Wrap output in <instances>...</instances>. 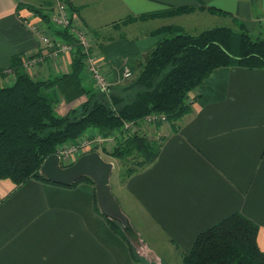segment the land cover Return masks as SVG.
Instances as JSON below:
<instances>
[{"label": "crops", "instance_id": "1", "mask_svg": "<svg viewBox=\"0 0 264 264\" xmlns=\"http://www.w3.org/2000/svg\"><path fill=\"white\" fill-rule=\"evenodd\" d=\"M59 1L0 0V71L15 56H48L50 46L29 25L49 31L48 20L35 10L49 12L46 7L54 9ZM64 1L113 79L124 77L136 59L145 61L167 34L151 33L158 27L149 21L127 25L122 20L128 17L192 6L188 24L209 21L213 26L223 17L215 8L233 26L240 23L250 34L264 32V0ZM180 18L176 22L183 24ZM122 29L132 34H112ZM60 55L26 72L55 80L45 92L56 113L64 114L95 87L85 67L79 82L71 75L76 54ZM14 78L6 75L3 82ZM186 101L190 110L176 120L156 126L139 120L131 126L163 140L152 162L124 175L120 197L112 194L121 213L124 208L128 212L129 220L124 214V220L112 217L125 226L123 234L96 211V190L88 182L62 185L30 178L16 184L0 178V264H141L131 255L134 241L149 264H176V256H184L201 231L233 212L258 225L257 243L264 251V68H215L187 93Z\"/></svg>", "mask_w": 264, "mask_h": 264}, {"label": "trees", "instance_id": "2", "mask_svg": "<svg viewBox=\"0 0 264 264\" xmlns=\"http://www.w3.org/2000/svg\"><path fill=\"white\" fill-rule=\"evenodd\" d=\"M188 8L192 6H170L137 17H156ZM35 11L49 19L41 9ZM240 26L239 33L226 26H213L198 33H187L178 28L172 31L170 26L151 30V33L167 31V34L149 51L134 79L128 83L136 86L131 100L122 102L119 97L118 100V93L109 91V87L110 103L106 104L96 97L98 90L93 88L85 91V99L64 114L56 113L45 92L55 80L31 77L23 68L21 58L13 57L6 69H12L15 78L10 83L0 84V178H10L16 184L30 178L49 181L40 172L44 159L64 141L92 127L99 128L104 136L114 135L113 151L109 152L113 157L128 156L135 150L143 159L140 167L152 162L161 142H150L138 131L123 129L124 122L136 123L151 113L165 114L170 121L178 119L191 108L186 101L187 93L215 68L234 65L264 68V37L253 38ZM54 33L73 45L76 55L72 59L71 75L79 82L80 71L87 68L84 47L67 27ZM43 56L45 61L47 56ZM5 75L4 70L0 71V77ZM92 82L95 84L93 79ZM119 102L122 105L112 108ZM80 181L95 188L94 181L87 176L70 185ZM94 203L96 211L105 217L110 227L123 234L125 226L99 208L95 191ZM257 231L255 222L240 212H233L195 237L182 264H264V251L258 246ZM129 246L132 258L138 261Z\"/></svg>", "mask_w": 264, "mask_h": 264}, {"label": "rangeland", "instance_id": "3", "mask_svg": "<svg viewBox=\"0 0 264 264\" xmlns=\"http://www.w3.org/2000/svg\"><path fill=\"white\" fill-rule=\"evenodd\" d=\"M59 2L65 3L67 5L70 13L73 14L71 12L72 9L69 7L68 2H66L64 0L63 1H59ZM199 7H201V6H199ZM194 8L195 7H192L190 9L188 8L186 10H180V11H177V12H167V13H164V14L161 13V14H159L156 17H149V18H143V19H139L137 16H136L137 18L136 17H133V18L132 17H128V18H126V20L124 19L123 22L127 23V25H128L129 23L139 22L138 20L149 21L150 23L153 22L152 26L158 27V29L162 28V27H165V26L166 27L170 26L172 31L174 30L173 28H178L179 31L181 30V31L187 32V33H198L200 31H203L204 29H207V28H210V27H213V26H226V27H229L230 29H232L235 33H239L241 31L240 23H237V26L236 25L233 26V24L235 22L231 23V19L229 17L225 16L226 15V14H224L225 12H221V11L217 12V13L221 12L223 14V17L220 20L219 25L218 24H213V26H211L212 24H210L209 21H207V23H203V24H199V25H194L196 23H193V22L190 21V24H188L187 23L188 17L193 14L192 10ZM47 9H50V7H47ZM211 11L214 12L213 10H211ZM48 13H49L48 11L46 13L43 12L44 15L49 17ZM184 17H186L185 20H183ZM179 18L181 19L183 24L176 22V20H178ZM48 22L49 23H48V27L47 28H49L51 31H45L44 33H48V35H50V37L54 38V40L52 41V44L50 45V50L47 52L48 56L49 57L51 56V57H54V58H58L59 56H61L60 54L64 55V54L69 53V52L75 53V49H74L73 45H71L70 43H68L64 39L62 40L61 38H59V37L57 38L55 36L54 31L55 30H60L62 27L60 25H54L53 22L50 21V19H48ZM81 24H82V22H80V20H78V16L75 17L73 15L71 24H69V26H67V28H69V31L71 32L73 37H74L73 34H75L77 36V38H78V36H82V33H83L82 29L78 28L79 26H84V25H81ZM29 26L34 31V33L36 34V36L39 39V35L33 29V25L32 26L29 25ZM36 27L39 28V26H36ZM72 27H73V29L75 28L74 31H73ZM39 29L41 31L45 30V29H41V28H39ZM244 30L247 31L245 28H244ZM105 31H107V30H105ZM192 31H197V32H192ZM97 32L98 31H95L96 34H97ZM162 32H167V31H162ZM127 33L128 34H132V31L128 30V29H122V30H120V32H115V33L113 32L112 34L121 35L122 36L123 34H127ZM251 36L253 38H256L257 36L264 37V32H263V34L262 33H260V34L252 33ZM75 40H77V39L75 38ZM83 40L87 44V46L89 48V51L92 52V54H94L95 57L99 58L100 62H99L98 66L100 68L101 74H103V77L104 78L106 77L104 79L105 80L104 84L108 85L110 87V90L109 89L108 90L113 92V93H115V94L118 93L117 99L119 100V98H121L122 102H126V101L131 100L133 98L134 94H135L136 86L134 87L133 86L134 84L132 86H129L131 84H128V83L130 82V80L134 79L133 73H135V72H133V71L136 70V68L139 71L140 64L144 63L145 61H142V63H141V61L139 59H136V61H134V64H133L132 67H130L127 64H125V65H127L125 70L129 71V75L128 76L124 75V77H120V79L117 78V77H114V79H113V77L110 76L108 71H106L107 74H108V75H106L105 70H104V68L106 69V67L103 64V62L100 59V57L97 56L99 54L98 51L92 49V47H91V45L89 43V40L87 39L86 36H83ZM61 43H65L67 45H63ZM89 45H90V47H89ZM63 46H65V47L63 48ZM55 48H57V50H55ZM60 48H61V50H60ZM53 53H55V54H53ZM24 57H27V56H24ZM24 57H22V58H24ZM84 57H85V52H84L83 58ZM43 58H45V57H43ZM43 64H40L38 67L42 68ZM85 66H87V65L85 64ZM86 71L88 73H90L88 68H86ZM4 72L7 75H9L10 78L12 76L15 77V73L10 68L5 70ZM135 74H137V73H135ZM5 76L0 77V84H4L3 78ZM94 89L98 90V93H97V96H96L98 99H100L101 101L105 102L106 104L110 103L109 96H108V90H106V89H98V87H95ZM50 101H51V99H50ZM52 104L54 105L53 102H52ZM120 105H122V103L119 102L118 105H113L112 108L117 109L116 106H120ZM156 125L157 124H153V125H148L147 124L146 126H156ZM141 134H143L144 136L147 135V133H145L146 134L145 135L143 132ZM146 137L148 138L147 139L148 141L154 142V143H160L163 140L162 136H158V138H154V136H152V135H147ZM104 138H109V136L108 135L104 136V134H102V132L100 131L99 128L92 127L88 131H86L85 133H83V134H81V135H79L77 137L69 138L66 141H64L63 143H61L56 148L55 152L60 153V155H61V165L65 166V165H68V164L72 163L75 159H77L82 154H85V153L90 152V151H97L98 150L99 151L98 153L101 155V157L104 160L112 162V169H111V173H110V177H109L110 178L109 179V185H110V190H111L112 194L114 195V197L119 198L120 195L122 194V192H121L122 190L119 189V185H120L121 181L126 177L124 175H126L127 173H129L131 171H134V170L138 169V167H140L143 159L135 150H132L131 154H129L128 156L113 157L109 152L113 151L112 149L114 147V143L112 142V145H111ZM153 139H154V141H153ZM126 208H127V206H126ZM122 209H123V207H122ZM124 212H123L124 216L129 220V216L126 214L128 212H127V210L125 208H124ZM116 222L119 224V222L117 220H116ZM133 239L134 238H132V242L134 241ZM135 246H136V244H135V241H134V243L131 244V247H132V250L135 253V255H136L135 257H137L138 261H140L141 264H149V262L146 261V259H144L142 256H140L136 252ZM183 258H184V256L182 254L180 255V259H179L178 256H176V258H175V261H177L176 264H182Z\"/></svg>", "mask_w": 264, "mask_h": 264}, {"label": "water", "instance_id": "4", "mask_svg": "<svg viewBox=\"0 0 264 264\" xmlns=\"http://www.w3.org/2000/svg\"><path fill=\"white\" fill-rule=\"evenodd\" d=\"M112 163L104 160L97 151L80 155L75 162L61 166L57 153L48 155L40 166V172L46 179L62 185H70L82 177L94 181L99 207L111 217L124 220L109 186Z\"/></svg>", "mask_w": 264, "mask_h": 264}, {"label": "built area", "instance_id": "5", "mask_svg": "<svg viewBox=\"0 0 264 264\" xmlns=\"http://www.w3.org/2000/svg\"><path fill=\"white\" fill-rule=\"evenodd\" d=\"M48 15H49L50 21H52L54 25H60L62 27L61 30H63L65 27L69 26V24H71V21H72V18H73V14L70 13L67 5L65 3H63V2L57 3V5H56V7L54 9H51V10L49 9ZM33 29L39 35V40L41 42H43L45 45H48V46H50L52 44V41L54 40V38L50 37V35H48V33H44L45 30L41 31L36 26H33ZM72 29H73V27H72ZM74 29H73V31H74ZM49 31H51V30H49ZM73 35L77 39V41L81 44V46L84 47V52H85L84 61H85L86 65H87V68H88V70L90 72L91 78L95 81V84L100 89L108 90L109 86L104 84L105 83L104 79L106 77L105 78L103 77V74H101L100 68L98 66L99 62H100L99 58L95 57L94 54H92L91 52L87 51L88 46L83 40V36H85L84 32L82 33V36H78V38H77V36L75 34H73ZM61 44L67 45L65 43H61ZM64 47L65 46H63V48ZM89 47H90V45H89ZM55 50H57V48H55ZM60 50H61V48H60ZM53 54H55V53H53ZM43 57H44L43 55L42 56L32 57V58H29L28 56L24 57V58L21 59L22 66L26 70L27 69H32V66H37V65L39 66L40 64L45 63ZM124 75L128 76L129 75V71L125 70L124 71ZM166 119L167 118H166L165 114L151 113V114L146 115L141 120L144 121L145 123H147L148 125H153V124H156L157 122L165 121ZM134 124H136V123L131 122V121H126L123 124V129H125V130L131 129V126L134 125ZM104 139H106L109 142V144H111V145H112V142L114 143V135H109V138H104ZM55 153H57V152H55ZM57 154L59 156V159H61L60 153H57Z\"/></svg>", "mask_w": 264, "mask_h": 264}]
</instances>
